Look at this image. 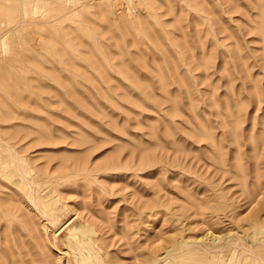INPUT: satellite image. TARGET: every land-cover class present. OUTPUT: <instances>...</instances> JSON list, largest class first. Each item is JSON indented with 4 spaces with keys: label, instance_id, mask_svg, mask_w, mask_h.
Segmentation results:
<instances>
[{
    "label": "rangeland",
    "instance_id": "rangeland-1",
    "mask_svg": "<svg viewBox=\"0 0 264 264\" xmlns=\"http://www.w3.org/2000/svg\"><path fill=\"white\" fill-rule=\"evenodd\" d=\"M263 11L264 0H0V264H264Z\"/></svg>",
    "mask_w": 264,
    "mask_h": 264
},
{
    "label": "bare ground",
    "instance_id": "bare-ground-1",
    "mask_svg": "<svg viewBox=\"0 0 264 264\" xmlns=\"http://www.w3.org/2000/svg\"><path fill=\"white\" fill-rule=\"evenodd\" d=\"M120 4H121V3H120ZM132 4H133V3H132ZM116 5H119V4H116ZM122 6H123V5H122ZM120 7H121L120 5H119V6H114V8H112V9H113L112 13L114 12V14H115V13L119 12V10L121 9ZM132 7H134V6L132 5ZM122 8H123V7H122ZM107 9H108V8H105L104 11H106ZM112 9H111V10H112ZM123 9H124V8H123ZM121 10H122V9H121ZM125 11H126V10H125ZM108 12H111L110 9H108ZM120 12L122 13V12H124V10H122V11H120ZM263 12H264V11H263ZM104 13L107 15L106 12H104ZM121 13H120V16H122V15L124 14V13H123V14H121ZM125 13H126V12H125ZM109 14H110V13H109ZM263 14H264V13H263ZM103 15H104V14H103ZM106 15H105V17H106ZM107 16H108V15H107ZM112 16H115V15L112 14ZM108 17H109V16H108ZM123 17H124V15H123ZM109 18H110V17H109ZM112 18H113V17H111V19H112ZM81 20H82V19H81ZM83 20H84V19H83ZM261 20H262V19H261ZM85 22H86V21H85ZM256 22H257V21H256ZM259 22H260V20H259ZM81 23H82V22H81ZM84 24H85V23H84ZM85 25H86V24H85ZM97 25H98V24H97ZM132 25H133V24H132ZM135 25H136V23H135ZM81 26H82V25H81ZM254 26H255V25H254ZM86 27H88V26H86ZM97 27H98V26H97ZM132 27H134V26H132ZM143 27H144V26H143ZM66 28H67V27H66ZM69 28H70V27H69ZM64 29H65V28H64ZM73 29H74V28H73ZM73 29H71V31H72ZM137 29H138V28H137ZM144 30H145V27H144ZM262 30H263V29H262ZM116 31H117V33H120V32H118V30H116ZM146 31H147V30H146ZM146 31H145L144 33H146ZM154 31H155V34H154V35H156V33H158V32H156V30H154ZM157 31H158V30H157ZM66 32H67V31H66ZM69 32H70V30H69ZM147 32H148V31H147ZM58 33H59V31H58ZM71 33H72V32H71ZM115 33H116V32H115ZM117 33H116V34H117ZM148 33H149V32H148ZM198 33H199V32H198ZM64 34H65V33H64ZM73 34H74V33H72L71 36H74ZM78 34H79V33H78ZM134 34H136V33H134ZM59 35H62V37H64V36H63V33L61 34V32H60ZM66 35H70V34L68 33V34H66ZM101 35H102V34H101ZM117 35H119V34H117ZM120 35H121V34H120ZM148 35H149V34H148ZM160 35H161V33H160ZM135 36H136V35H133V38H134L133 40H136V39H137V38H135ZM137 36H138V35H137ZM137 36H136V37H137ZM141 36H142V35H141ZM157 36H158V38H159V34H157L156 37H157ZM42 37H44V36H42ZM65 37H66V36H65ZM65 37H64V38H65ZM100 37H102V36H100ZM121 37H122V36H120V38H121ZM260 37H261V36H260ZM151 38H152V37H151ZM70 39H71V38H70ZM118 39H119V36H118ZM121 39H122V38H121ZM121 39L118 40V41H119L118 43H119L120 45H122V46H125L124 44H121V43H123V42L121 41ZM141 39H142V38H141ZM143 39H144V38H143ZM98 40H99V39H98ZM124 40H125V39H124ZM236 40H237V39H236ZM120 41H121V42H120ZM137 41H138V40H137ZM158 41H159V40H158ZM158 41H157V42H158ZM233 41H234V46H233V47H235V46H236V45H235V40H233ZM125 42H126V41H125ZM161 42H162V41H161ZM95 43H96V41H95ZM135 43H137V42H135ZM237 43H238V42H237ZM116 44H117V42H116ZM157 44H158V43H157ZM157 44H156V45H157ZM159 44H161V43L159 42ZM163 44H164V43H163ZM183 44H184V43H183ZM185 44H186V42H185ZM188 44H189V43H188ZM117 45H118V44H117ZM186 45H187V44H186ZM237 45H239V44H237ZM48 46H49V45H48ZM80 46H81V45H80ZM102 46H103V45H102ZM122 46H119V45H118V47H120V48L123 50V47H122ZM165 46H166V45H165ZM190 46L193 47L194 45H193V46L190 45ZM241 46H242V44H241ZM241 46H240V47H241ZM97 47H98V46H97ZM99 47H100V46H99ZM103 47H104V46H103ZM170 47H171V46H170ZM188 47H189V45H188ZM188 47H186V48H188ZM191 47H189V48H191ZM236 48H237V46H236ZM104 49H106V48H104ZM121 49H120V50H121ZM168 49H169V47H168ZM191 49H193V48H191ZM234 49H235V48H234ZM239 49H240V48H239ZM122 50H121V52H122ZM187 50H188V49H187ZM209 50H210V49H209ZM231 50H232V49H231ZM105 51H106V50H105ZM107 51H108V50H107ZM125 51H126V50H125ZM170 51H172V50H170ZM241 51H242V50H241ZM241 51L237 50V54H238L239 52H240V53H243V52H241ZM89 52H90V51H89ZM89 52H88V53H89ZM173 52H175V51H173ZM208 52H209V51H208ZM224 52H227V51L224 50ZM224 52H223V53H224ZM244 52H245L246 54L249 55L248 52H246V51H244ZM60 53H61V52H60ZM106 53H107V52H106ZM205 53H206V51H205ZM245 53H244V54H245ZM92 54H93V53H92ZM92 54H88V55H87V58L89 59V58H90V55H92ZM121 54H122V53H121ZM171 54H172V53H171ZM171 54H170V55H171ZM225 54H226V53H225ZM233 54H234V53H233ZM244 54H243V55H244ZM246 54H245L244 56H246ZM173 55H174V57H175V54H173ZM173 55H171V57L169 56V58L174 59V58H173ZM191 55H192V54H191ZM222 55L224 56V54H222ZM226 55H227V54H226ZM241 55H242V54H241ZM98 56H99V55H98ZM188 56L190 57V55H188ZM238 56H239L240 59H241V56H240L239 54H238ZM61 57H63V56H61ZM84 57H85V59H86V56H84ZM123 57H124V56H123ZM127 57H128V56H127ZM194 57H195V56H194ZM208 57H210V56H208ZM224 57H225V56H224ZM235 57H236V56H235ZM247 57H248V56H247ZM247 57H246V58H247ZM263 57H264V55H263ZM64 58H65V57H64ZM67 58H68V57H67ZM102 58H103V57H101V59H102ZM108 58H109V60L112 59L111 57H108ZM117 58H119V57H117ZM124 58H125V57H124ZM159 58H160V57H159ZM159 58L157 59L158 61H159ZM162 58H163V57H162ZM195 58H196V57H195ZM210 58H211V57H210ZM226 58H227V57H226ZM242 58H245V57H242ZM40 59H41V58H40ZM71 59H72V57H71ZM92 59H93V58H92ZM99 59H100V56H99ZM155 59H156V57H155ZM171 59H170V60H171ZM188 59H189V58H188ZM191 59H192V57H191ZM204 59H205V58H204ZM238 59H239V58H238ZM63 60H64V59H63ZM93 60H94V59H93ZM93 60H90V59H89V63H91ZM97 60H98V57H97ZM115 60H116V59H115ZM125 60H126V59H125ZM176 60H177V57H176ZM226 60H227V59H226ZM226 60H224V61H226ZM85 61H88V60H85ZM100 61H102V60H100ZM100 61H99V62H100ZM110 61H111V60H110ZM110 61H108V62H110ZM117 61H118V60H117ZM158 61H157V62H158ZM194 61H195V60H194ZM199 61H200V60H199ZM202 61H203V59H201V63H202ZM236 61L238 62V60H236ZM93 62H94V61H93ZM97 62H98V61H97ZM103 62H104V61H103ZM112 62L114 63V64H111V65H113L112 68L114 67V65H116V66L119 65V66L121 67V65L118 64V62H117V64H116L115 61H113V59H112ZM122 62H123V61H122ZM129 62H130V61H129ZM157 62H155V63L157 64ZM159 62H160V61H159ZM159 62H158V63H159ZM161 62H162V61H161ZM174 62H176V64H175ZM189 62H190V61H189ZM191 62H192V60H191ZM195 62H196V61H195ZM210 62H211V61H210ZM39 63H40V62H39ZM67 63H68V62H67ZM86 63H87V62H86ZM95 63H96V62H95ZM168 63H169V62H168ZM177 63H178V61H173V62L171 63V64L173 65L171 68H175V69H176V67L174 66V64L177 66ZM179 63H180V62H179ZM96 64H97V63H96ZM96 64H95V69L98 67V65H97V67H96ZM100 64H101V63H100ZM103 64H104V63H103ZM103 64H102V65H103ZM105 64H106V63H105ZM105 64H104V65H105ZM121 64H122V63H121ZM124 64H125V63H124ZM130 64H132V63H130ZM130 64L127 63V65H129V66H130ZM133 64H134V63H133ZM133 64L131 65L132 68H133ZM156 64H155V65H156ZM181 64H182V63H181ZM224 64H225V63H224ZM237 64H238V63H237ZM37 65H39V64H37ZM106 65H107V64H106ZM111 65H110V66H111ZM127 65H123V64H122L123 67H121V70H122V68H124V69L126 68L127 70L129 69V70H128V72H129L130 70L133 71V70L135 69V68L130 69ZM135 65H136V64H135ZM159 65H160V64H159ZM161 65H163V64H161ZM178 65L180 66V64H178ZM193 65H194V64H193ZM197 65H198V64H197ZM197 65L195 64V67H196ZM205 65H206V63H205ZM222 65H223V64H222ZM231 65H232V64H231ZM244 65H245V64H244ZM88 66H89V65H88ZM90 66L93 67L94 65L92 64V65H90ZM99 66H100V68H101V65H99ZM131 66H130V67H131ZM170 66H171V65H170ZM179 66H177V67H179ZM190 66H191V65H190ZM203 66H204V63H203ZM106 67H107V66H106ZM106 67H105V69L108 70L109 67H107L108 69H107ZM127 67H128V68H127ZM134 67H135V66H134ZM157 67H159V66L157 65ZM162 67H164V66H162ZM162 67H161V68H162ZM206 67H208V66H206ZM228 67H229V66H228ZM228 67H226L225 69H227ZM93 68H94V67H93ZM102 68H104V66H102ZM102 68H101V69H98V70L100 71V74L103 73V75H105L104 72H101V70H104V71H105V69H102ZM137 68H138V67H137ZM155 68H156V67H155ZM181 68H183V67H181ZM202 68H203V67H202ZM115 69H117V68H115ZM119 69H120V68H119ZM126 69H125V72H124V71H123V72H124V74L127 76V74H126V73H127V70H126ZM159 69H160V68H159ZM163 69H164V68H163ZM177 69H178V68H177ZM177 69L175 70V73L178 71ZM179 69H180V68H179ZM186 69H187V68H186ZM194 69H195V68H194ZM230 69H231V68H230ZM109 70H110V69H109ZM112 70H113V69H112ZM138 70H139V68H138ZM161 70H162V69H161ZM173 70H174V69H173ZM182 70H183V69H182ZM182 70H181V72H182ZM184 70H185V67H184ZM228 70H229V69H228ZM83 71H84V70H83ZM89 71H90V70H89ZM139 71H141V70H139ZM164 71H165V70H163L162 72H164ZM166 71H167V70H166ZM166 71H165V72H166ZM185 71H186V70H185ZM185 71H184V72H185ZM190 71H191V70H190ZM121 72H122V71H121ZM134 72H135V71H133V73H132V72H130V73H131V74H134ZM181 72L179 71V73H181ZM228 72H229V71H228ZM4 73H5V72H4ZM48 73H49V72H48ZM52 73H53V72H52ZM52 73H51V74H52ZM82 73H83V72H82ZM85 73H86V72H85ZM111 73H113V72H111ZM136 73H137V74H134V75L136 76L135 78H136L137 80H139V82L143 83V82L141 81L142 79H140V77L142 76L141 73H140L141 76H140L139 78H138V76H137V75L139 74V72L137 71ZM157 73H159V72H157ZM179 73H178V74H179ZM13 74H14V73H13ZM42 74H43V73H42ZM46 74H47V73H46ZM80 74H81V72H80ZM107 74H108V73H107ZM122 74H123V73H122ZM131 74L128 75V78L131 77L130 79H132V77L134 78V75L131 76ZM143 74H146V72L143 73ZM184 74H185V73H184ZM49 75H50V74H49ZM53 75H55V73H54ZM77 75H78V74H77ZM83 75H84V74H83ZM103 75H102V77H105V78H106V76H103ZM116 75H117V74H116ZM125 75H124V77H125ZM157 75H159V74H157ZM163 75H164V74H163ZM165 75H166V74H165ZM179 75H180V74H179ZM13 76H15V75H13ZM18 76H19V75H18ZM50 76H51V75H50ZM72 76H73V75H72ZM91 76H92V75H90V77H91ZM100 76H101V75H100ZM176 76H177V75H176ZM187 76H188V75H187ZM20 77H21V76H20ZM47 77H48V76H47ZM54 77H55V76H54ZM73 77H74V76H73ZM78 77H79V76H78ZM94 77H95V76H94ZM96 77H98V76H96ZM102 77H101V78H102ZM143 77H144L145 80H148V81L152 82V80L149 78V76L147 77V79H146V76H145V75H143ZM159 77H160V76H159ZM161 77H162V76H161ZM164 77H165V76H164ZM177 77H178V79L180 78L179 76H177ZM181 77H182V76H181ZM185 77H186V76H185ZM0 78H1V77H0ZM8 78H9V77H8ZM21 78H22V77H21ZM55 78H56V77H55ZM101 78H99V81L101 80ZM120 78H122V77H120ZM120 78H119V79H120ZM135 78H134V80L132 79V81H137ZM141 78H142V77H141ZM148 78H149L150 80H149ZM151 78H152V77H151ZM165 78H166V77H165ZM182 78H183V77H182ZM6 79H7V78H6ZM56 79H57V78H56ZM76 79H77V78H76ZM86 79H87V78H86ZM89 79H90V78H89ZM122 79H123V78H122ZM144 79H143V80H144ZM157 79H160V78H157ZM178 79H176V80H178ZM191 79H192V78H191ZM68 80H70V79H68ZM90 80H92V79H90ZM104 80H105V79H104ZM106 80H107V78H106ZM185 80H186V79H185ZM71 81H72V80H71ZM122 81H123V80H122ZM157 81H158V80H157ZM160 81H161V80H160ZM165 81H166V80H165ZM165 81H164V82H165ZM169 81H171V80H169ZM179 81H180V79H179ZM181 81H184V79H183V80L181 79ZM187 81H188V80L184 81V84H185ZM189 81H190V80H189ZM257 81H258V80H257ZM6 82H7V81H6ZM20 82H21V81H20ZM101 82H103V81H101ZM106 82H107V81H106ZM106 82H105V83H106ZM125 82H126V81H125ZM125 82H123V83L129 88L131 85L128 86V85H127L128 83L126 82V83H127V84H126ZM139 82H138V83H139ZM158 82H159V81H158ZM166 82H167L168 84H170V82H168V81H166ZM22 83H23V82H22ZM85 83H86V82H85ZM144 83H145V81H144ZM152 83H153V82H152ZM152 83H151V84L149 83V84L152 86ZM182 83H183V82H182ZM73 84H74V83H73ZM124 84H123V85H124ZM136 84H137V82H136ZM147 84H148V83L146 82V84H144V86H145V87L148 86L147 88H150L151 86L149 87V85H147ZM158 84H159V85H158V88L160 89V84H161V83H158ZM168 84H167V85H168ZM180 84H181V83H180ZM189 84H190V83H189ZM189 84H188V85H189ZM30 85H31V84H30ZM60 85H61V84H60ZM68 85H69V84H68ZM74 85H75V84H74ZM118 85H119V84H118ZM121 85H122V83H121ZM123 85H122V86H123ZM125 85H124V90H125V88H126V90H127L128 88L125 87ZM140 85H141V84H140ZM140 85H139V87H140ZM142 85H143V84H142ZM167 85H166V86H167ZM185 85H186V84H185ZM4 86H5V85H4ZM63 86H64V84H63ZM66 86H67V84H66ZM119 86H120V85H119ZM153 86H154V85H153ZM36 87H37V86H36ZM145 87H144V88H145ZM164 87H165V86H164ZM167 87H168V86H167ZM187 87H188V86H187ZM190 87H191V86H190ZM190 87H188V88H190ZM70 88H71V87H70ZM108 88H109V87H108ZM108 88H106V89H108ZM130 88H131V87H130ZM144 88H143V89L141 88V89H142V90H145ZM151 88H152V87H151ZM151 88H150V89H151ZM165 88H166V87H165ZM188 88H187V89H188ZM28 89H29V88H28ZM137 89H138V88H137ZM150 89H148V91L150 92V94L153 93V92L155 91V88H154V90L151 89V91H150ZM162 89H163V88H162ZM162 89H161V90H162ZM187 89H186V91L189 92V91H192L193 88H192V89L190 88L191 90H189V91H188ZM66 90H68V89H66ZM71 90H72V89H71ZM111 90H113V88H111ZM133 90H134V89H133ZM165 90H166V89H165ZM165 90H162V91L164 92ZM167 90H168V88H167ZM255 90H256V89H255ZM69 91H70V90H69ZM115 91H116V90H115ZM115 91H114V92H115ZM135 91H136V90H134V92L131 91V90H130V92L128 91V92H129V95H130V93H131V94L135 93ZM36 92H37V91H36ZM107 92H108V90H107ZM124 92H125V91H124ZM128 92H125V93L128 94ZM132 92H133V93H132ZM169 92H170V90H169ZM254 92H257V91H254ZM110 93H112V92H110ZM116 93L118 94L119 92H116ZM122 93H123V92H122ZM122 93H121V94H122ZM147 93H148V92H146V94H147ZM108 94H109V92H108ZM123 94H124V93H123ZM123 94H122V95H123ZM126 94H125V96H126ZM136 94H137V92H136ZM136 94H135V95H136ZM153 94H154V93H153ZM153 94H151V95L153 96ZM164 94L167 95L168 93L165 91ZM55 95H56V94H55ZM96 95H97V94H96ZM112 95L115 97L114 93H112ZM118 95H119V94H118ZM129 95H127V96L129 97ZM135 95H134V96H135ZM139 95H140V94H138V96H139ZM147 95L150 96L149 94H147ZM259 95H260V94H259ZM259 95H258V96H259ZM110 96H111V94H110ZM120 96H121V95H120ZM127 96H126V97H127ZM130 96H131V95H130ZM134 96H133V97H134ZM138 96H136V97L138 98ZM258 96H257V97H258ZM45 97H46V96H45ZM114 97H112V98H114ZM121 97H123V96H121ZM128 97H127V98H128ZM136 97H135V98H136ZM164 97H165V96H164ZM96 98L99 99V96L96 97ZM127 98H126V99H127ZM130 98H131V97H130ZM140 98H141V97H140ZM149 98L152 99L151 97H149ZM172 98H173V97H172ZM178 98H179V97H178ZM189 98H190V97H189ZM116 99H118V98H116ZM142 99H143V97H142ZM142 99H140V100H142ZM156 99H157V98H156ZM192 99H194V98H192ZM236 99H237V98H236ZM157 100H158V99H157ZM160 100H161V99H160ZM160 100H159V101H160ZM175 100H176V97H175ZM234 100H235V99H234ZM65 101H66V100H65ZM115 101H116V100H115ZM123 101H124V100H123ZM142 101L145 102L144 99H143ZM182 101H183V100H182ZM236 101H237V100H236ZM66 102H67V101H66ZM117 102H118V101H117ZM119 102H120V101H119ZM134 102H135V101H134ZM157 102H158V101H157ZM176 102L178 103L179 101H176ZM225 102H226V101H225ZM232 102H233V101H232ZM100 103H101V102H100ZM102 103H103V101H102ZM140 103H142V102H140ZM148 103H149V101H148ZM191 103H193V102H191ZM191 103H189V104H191ZM216 103H217V102H216ZM216 103H214V105H216ZM238 103H240V102H238ZM242 103H244V102H242ZM242 103H241V104H242ZM104 104H105V103H104ZM171 104H172V103H171ZM173 104H174V103H173ZM178 104H179V103H178ZM226 104H227V102L225 103V105H226ZM245 104H246V103H245ZM256 104H257V103H256ZM99 105H100V104H99ZM102 105H103V104H102ZM102 105H100V106H102ZM109 105H110V104L108 103L107 107H108ZM135 105H137V104H135ZM144 105H148V104H145V103H144ZM149 105H150V103H149ZM174 105H176V104H174ZM174 105H171V107L174 106ZM227 105H228V104H227ZM227 105H226V106H227ZM233 105H234V104H233ZM235 105H236V104H235ZM235 105H234V106H235ZM104 106H105V105H104ZM152 106H153V105H152ZM176 106H179V105H176ZM190 106L193 107V104L190 105ZM237 106H238V105H237ZM240 106H241V105H240ZM102 107H103V106H102ZM105 107H106V106H105ZM154 107H155V106H154ZM216 107H217V106H216ZM176 108H177V107H176ZM193 108H195V107H193ZM217 108H218V107H217ZM226 108H227V107H226ZM234 108L237 109V107H234ZM234 108H233V109H234ZM238 108H240V107L238 106ZM241 108H242V107H241ZM258 108H259V106H258ZM99 109L101 110L102 108H99ZM110 109H111V108H110ZM172 109H173V111H174V108H172ZM229 109H230V108H229ZM236 109H235V110H236ZM6 110H7V109H6ZM179 110H180V109L175 110V111H177V114H178ZM182 110H183V109H182ZM182 110H180V112H181ZM194 110H195V109H194ZM231 110H232V107H231ZM240 110H242V109H240ZM175 111H174V112H175ZM233 111H234V110H233ZM233 111H232V112H233ZM114 112H115V111H114ZM138 112H139V110H138ZM194 112H195V111H194ZM227 112H228V111H227ZM240 112H241V111H240ZM115 113H116V112H115ZM229 113H230V111H229ZM235 113H236V111H235ZM235 113H234V115H235ZM242 113H243V112H242ZM108 114H109V113H108ZM197 114L200 116L199 113H197ZM230 114H231V113H230ZM30 115H31V114H30ZM83 115H84V114H83ZM226 115H227V114H226ZM234 115H232V121H233V119H234V117H233ZM239 115H240V114H239ZM26 116H27V113H26ZM26 116H25V117H26ZM34 116H35V115H34ZM101 116H102V115H101ZM229 116H230V115H229ZM195 117H196V116H195ZM238 117H239V116H238ZM240 117H241V116H240ZM86 118H87V117H86ZM200 118H201V116H200ZM236 118H237V116H236ZM47 119H48V118H47ZM87 119H88V118H87ZM111 119H112V118H111ZM198 119H199V118H198ZM240 119H241V118H238V121H239V122H240ZM164 120H165V119H164ZM201 120H202V119H201ZM228 120H229V119H228ZM48 121H49V119H48ZM48 121H47V122H48ZM169 121L171 122V120H169ZM197 121H199V120H197ZM203 121H206V120H203ZM89 122H90V121H89ZM113 122H114V121H112V120L110 121L111 124H113ZM234 122H235V123H238V122H236V121H234ZM51 123H52V122H51ZM122 123H123V122H122ZM166 123H169V122H168V119H167ZM198 123H199V122H198ZM200 123H201V122H200ZM200 123H199V124H200ZM208 123H209V122H208ZM230 123H233V122H230ZM120 124H121V123H120ZM124 124H125V123H124ZM124 124H123V125H124ZM199 124H197V126H199ZM97 125H98V124H97ZM114 125H115V124H114ZM123 125H122V126H123ZM202 125H203V124H202ZM206 125H208V124L206 123ZM209 125H210V124H209ZM166 126H168V125H166ZM40 127H41V126H40ZM99 127H100V125H99ZM123 127H125V126H123ZM123 127H122L121 130H123ZM164 127H165V126H164ZM204 127H205V125H204ZM209 127H210V126H208L206 129L209 130V129H208ZM167 128H168V127H167ZM169 128L172 129V127H170V126H169ZM169 128H168V129H169ZM196 128H197V127H196ZM203 129H204V128H203ZM151 130H152V129H151ZM151 130H150V131H151ZM154 130H155V129H154ZM163 130H164V129H163ZM198 130H199V128H198ZM198 130H197V132H198ZM228 130H229V128H228ZM42 131H43V130H42ZM44 131H45V130H44ZM46 131H47V130H46ZM84 131H85V130H84ZM195 131H196V130H195ZM195 131H194V132H195ZM203 131H204V130H203ZM82 132H83V130H82ZM88 132H89V131H88ZM172 132L174 133V130H173ZM200 132H201V131H200ZM200 132H199L198 134H201ZM206 132H207V131H206ZM150 133H151V134H152V133L154 134V131H151ZM158 133H159V132H158ZM168 133H169V132H168ZM170 133H171V132H170ZM195 133H196V132H195ZM202 133H203V132H202ZM92 134H93V133H92ZM206 134H207V133H206ZM155 135H156V134H155ZM159 135H160V134H159ZM159 135H158V136H159ZM165 135H167V133H166ZM88 136H89V135H88ZM90 136H91V135H90ZM93 136H95V135H93ZM171 136L173 137L174 135H171ZM171 136H170V134L168 135V137L172 138ZM174 137H175V136H174ZM207 137H208V136H207ZM211 137H212V136H211ZM211 137H210V138H211ZM105 138H106V137H105ZM157 138H159V137H157ZM177 138L181 139L182 137H181V138H180V137H177ZM167 139H169V138H167ZM172 139H173V138H172ZM172 139H170V140H172ZM179 139H178V140L176 139V140L179 141ZM80 140H81V139H80ZM84 140H85V139H84ZM97 140H98V139H97ZM158 140H159V139H158ZM161 140L163 141V139H161ZM170 140H169L168 142H170ZM182 140H183V139H182ZM184 140H185V139H184ZM220 140H221V139H220ZM81 141H83V140H81ZM174 141H175V139H174ZM177 141H176V143H178ZM217 141H218V140H217ZM76 142H77V141H76ZM138 142H139V141H138ZM153 142H154V141H153ZM212 142H213V141H212ZM143 143H145V142H143ZM150 143L152 144V142H150ZM154 143H155V142H154ZM164 143H165V142H164ZM171 143L173 144L174 142L171 141ZM218 143H220V142H218ZM78 144H79V143H78ZM145 144H146V143H145ZM158 144H159V143H158ZM161 144H162V143H161ZM161 144H160V146H161ZM165 144H167V142H166ZM162 145H163V144H162ZM180 145H181V144H180ZM180 145H178V146H180ZM215 145H216V144H215ZM218 145H219V144H218ZM94 146H95V145H94ZM140 146H141V145H140ZM148 146H150V145H148ZM90 147H91V146H90ZM219 147H220V145H219ZM116 148H117V147H116ZM145 148H147V146H145ZM177 148H178V147H177ZM220 148H221V147H220ZM216 149H217V148H216ZM218 152H219V151H218ZM221 153H222V152H221ZM221 153H220V154H221ZM151 155H152V154H151ZM219 156H220V155H219ZM221 156H223V153H222ZM151 157H152V156H151ZM141 160H142V159H141ZM147 160H148V159H147ZM152 160H153V158H152ZM104 161H105V160H104ZM150 161H151V160H150ZM142 162H144V160H143ZM106 163H108V162L106 161ZM106 163H103V164H106ZM109 163H110V162H109ZM144 163H146V160H145ZM148 163H149V161H148ZM97 164L99 165V163H97ZM110 164H111V163H110ZM112 164H113V163H112ZM115 164H116V163H115ZM146 165H147V164H146ZM95 168H98V169H99V167H95ZM102 168H103V167H102ZM104 168H105V166H104ZM106 168H108V166H107ZM106 168H105V169H106ZM100 169H101V168H100ZM0 208H1V207H0Z\"/></svg>",
    "mask_w": 264,
    "mask_h": 264
}]
</instances>
